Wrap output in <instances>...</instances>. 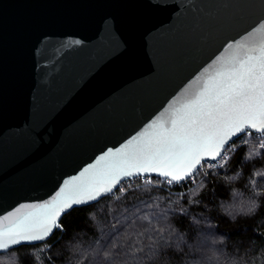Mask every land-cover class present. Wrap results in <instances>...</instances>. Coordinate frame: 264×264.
Returning a JSON list of instances; mask_svg holds the SVG:
<instances>
[{
    "label": "water",
    "instance_id": "95a60500",
    "mask_svg": "<svg viewBox=\"0 0 264 264\" xmlns=\"http://www.w3.org/2000/svg\"><path fill=\"white\" fill-rule=\"evenodd\" d=\"M262 20L264 0H0V234L38 228L67 182L153 121L170 126Z\"/></svg>",
    "mask_w": 264,
    "mask_h": 264
},
{
    "label": "trees",
    "instance_id": "16d2710c",
    "mask_svg": "<svg viewBox=\"0 0 264 264\" xmlns=\"http://www.w3.org/2000/svg\"><path fill=\"white\" fill-rule=\"evenodd\" d=\"M233 142L224 164L206 162L193 184L127 180L0 264H264V138Z\"/></svg>",
    "mask_w": 264,
    "mask_h": 264
},
{
    "label": "snow or ice",
    "instance_id": "6c2138e0",
    "mask_svg": "<svg viewBox=\"0 0 264 264\" xmlns=\"http://www.w3.org/2000/svg\"><path fill=\"white\" fill-rule=\"evenodd\" d=\"M262 28L264 20L246 34L243 43L235 42L237 52L221 63L194 99L175 110L170 126L153 121L148 125L152 131L146 129L123 148L102 155L92 166L96 175L82 182L90 171L85 169L41 210L44 216L38 228L9 229L0 234V247L43 240L61 226L62 212L111 193L121 180L156 173L168 183L179 182L209 166L206 161L226 159L235 148L234 142L230 143L233 137L251 135L254 130L264 138V42L248 40ZM226 48H232V44ZM218 60L219 55L209 66ZM69 186H74L71 194L67 192Z\"/></svg>",
    "mask_w": 264,
    "mask_h": 264
},
{
    "label": "built area",
    "instance_id": "2783aa9c",
    "mask_svg": "<svg viewBox=\"0 0 264 264\" xmlns=\"http://www.w3.org/2000/svg\"><path fill=\"white\" fill-rule=\"evenodd\" d=\"M226 159H227V155H226ZM219 161L218 162L217 161H213V162L209 161L208 163L210 165V168L214 169V168L218 167L219 166ZM211 165H215V167H212ZM188 179H189L190 183H193L192 177L188 178ZM137 180H139L140 183H146V182H148L150 180V177H142V176H140V177H137ZM119 187H120V190H122V186L120 185ZM114 193H115V191L112 194H114Z\"/></svg>",
    "mask_w": 264,
    "mask_h": 264
},
{
    "label": "rangeland",
    "instance_id": "374dc122",
    "mask_svg": "<svg viewBox=\"0 0 264 264\" xmlns=\"http://www.w3.org/2000/svg\"><path fill=\"white\" fill-rule=\"evenodd\" d=\"M227 158H228V155H227ZM225 160H227V159L220 160V161H219V165L224 164ZM192 179H193V178H192ZM194 181H195V179L193 180V182H194ZM192 184H193V183H192Z\"/></svg>",
    "mask_w": 264,
    "mask_h": 264
}]
</instances>
